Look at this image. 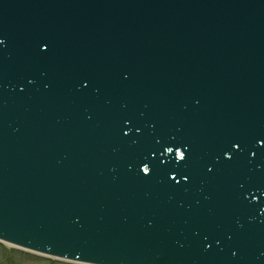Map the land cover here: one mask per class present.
<instances>
[{
  "label": "water",
  "instance_id": "water-1",
  "mask_svg": "<svg viewBox=\"0 0 264 264\" xmlns=\"http://www.w3.org/2000/svg\"><path fill=\"white\" fill-rule=\"evenodd\" d=\"M0 237L264 264V0H0Z\"/></svg>",
  "mask_w": 264,
  "mask_h": 264
},
{
  "label": "rangeland",
  "instance_id": "rangeland-1",
  "mask_svg": "<svg viewBox=\"0 0 264 264\" xmlns=\"http://www.w3.org/2000/svg\"><path fill=\"white\" fill-rule=\"evenodd\" d=\"M9 249L8 254L5 249ZM0 264H75L33 254L14 247H5L0 242Z\"/></svg>",
  "mask_w": 264,
  "mask_h": 264
},
{
  "label": "snow or ice",
  "instance_id": "snow-or-ice-1",
  "mask_svg": "<svg viewBox=\"0 0 264 264\" xmlns=\"http://www.w3.org/2000/svg\"><path fill=\"white\" fill-rule=\"evenodd\" d=\"M127 123V121H126ZM233 147H235V145H233ZM165 152H172L173 148L171 147H166L164 149ZM225 155H227V152H225ZM184 156V153L181 152L180 148H176L175 149V157L177 160H180L182 157ZM140 171L143 173H148L149 172V168L147 166H144L143 164L140 166ZM185 179H187V177H185Z\"/></svg>",
  "mask_w": 264,
  "mask_h": 264
},
{
  "label": "bare ground",
  "instance_id": "bare-ground-1",
  "mask_svg": "<svg viewBox=\"0 0 264 264\" xmlns=\"http://www.w3.org/2000/svg\"><path fill=\"white\" fill-rule=\"evenodd\" d=\"M75 264H87V263H83V262H77V263H75Z\"/></svg>",
  "mask_w": 264,
  "mask_h": 264
}]
</instances>
